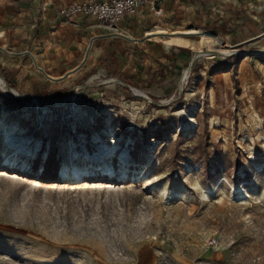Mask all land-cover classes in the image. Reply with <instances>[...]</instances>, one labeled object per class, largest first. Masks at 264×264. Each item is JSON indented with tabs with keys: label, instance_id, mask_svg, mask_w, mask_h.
<instances>
[{
	"label": "rangeland",
	"instance_id": "1",
	"mask_svg": "<svg viewBox=\"0 0 264 264\" xmlns=\"http://www.w3.org/2000/svg\"><path fill=\"white\" fill-rule=\"evenodd\" d=\"M16 2L0 0V80L21 93L0 91V264H264V41L198 43L232 53L199 58L163 95L192 56L171 74L115 58L91 18L83 33L55 16L49 40ZM71 157L85 174L62 175Z\"/></svg>",
	"mask_w": 264,
	"mask_h": 264
},
{
	"label": "crops",
	"instance_id": "2",
	"mask_svg": "<svg viewBox=\"0 0 264 264\" xmlns=\"http://www.w3.org/2000/svg\"><path fill=\"white\" fill-rule=\"evenodd\" d=\"M16 1L17 15L22 13L25 16L28 13L31 20L41 18L38 19L40 23L39 26L36 24V27L38 26V30L43 34H47L48 31L49 40H53L57 34L63 31L54 30L56 28L53 23L55 16L60 18L61 27L65 28L66 31L91 32L90 26H84V22H89L85 21V18H74L71 21H66L60 15L62 7L75 3V1ZM154 1H156V7L162 10L160 17L155 16L148 8H143L140 16L128 17L119 22L118 33L110 32L108 35L99 36V39L103 38L102 40L114 44L115 58L121 59L122 53L125 51L133 52L136 57L149 63L153 68L163 63L165 73L171 74L182 67L194 53L192 47L169 45L171 33L198 32L184 35V39L195 47L202 42V35H209L215 40L224 38L233 45H250L264 41V0ZM3 11L8 13L9 5H6ZM161 32L164 34H157ZM195 38L196 40H194ZM197 39H200V42ZM92 43L93 40L88 45L84 56L85 60L89 56ZM0 50L5 54H12L5 48L0 47ZM25 54L31 57L36 69L44 72L37 65L35 57L30 52H25ZM82 65L83 63L80 66ZM186 69L182 71L181 76L174 85L165 88L166 92L163 95L181 85L182 76L184 77ZM76 70L78 69L76 68L68 75ZM47 75L45 74L46 77L49 76ZM1 77L7 80L6 77Z\"/></svg>",
	"mask_w": 264,
	"mask_h": 264
},
{
	"label": "built area",
	"instance_id": "3",
	"mask_svg": "<svg viewBox=\"0 0 264 264\" xmlns=\"http://www.w3.org/2000/svg\"><path fill=\"white\" fill-rule=\"evenodd\" d=\"M143 8H148L155 16L162 15V10L156 7L154 0H79L62 7L60 15L66 21L91 18L112 33H118L119 22L128 17L140 16ZM220 45L228 46L223 42Z\"/></svg>",
	"mask_w": 264,
	"mask_h": 264
},
{
	"label": "bare ground",
	"instance_id": "4",
	"mask_svg": "<svg viewBox=\"0 0 264 264\" xmlns=\"http://www.w3.org/2000/svg\"><path fill=\"white\" fill-rule=\"evenodd\" d=\"M195 33H198L196 31H192V32H184V33H174L170 35V40L168 42L169 45H177V46H181V47H192L194 48V45L191 44L189 41L185 40L184 39V35L186 34H195ZM157 34H164V33H157ZM155 35V34H153ZM215 42V38H212L210 37L209 35H202V44H207L209 47H211V45ZM232 52L230 51H224V54H222L223 56H226V55H230ZM206 55L208 56H212L211 54L207 53ZM48 76V75H47ZM49 77V76H48ZM2 79V78H1ZM50 79H53L52 77H50ZM4 80V79H2ZM111 82H116V80H113ZM0 91L4 92V93H10L13 98L15 97H20L21 96V93L17 92L16 90H12L10 87H8V84H5L7 82H3L0 80ZM183 83H181L180 86H182ZM133 92H136L138 94L137 91H135V89H132ZM15 94H17L18 96H16ZM141 94V93H140ZM142 95V94H141ZM32 101H40L41 99L38 98V97H33V98H30ZM6 131L4 132L5 133V136H6V142H7V148H9L10 150H12L13 152L15 151V154L19 152H24L26 154H29L31 153V148L28 147V144H25V139H21L19 138V136H17L15 133H14V130H8V129H5ZM97 146L99 147V154H98V158H99V161L100 160H103L101 163L103 164L102 166V169L105 173H111V170L109 167H111V164L109 163V161H105V159H103V155L105 153V151H108L104 148H102V145L100 144H97ZM105 150V151H104ZM15 154L13 155V157H15ZM74 157L76 156H79L78 152H74L73 153ZM129 153L126 151L124 152V154L122 155V161L124 164H131V161H129ZM9 162H14V159L13 160H9ZM107 162V163H105ZM109 165V166H108ZM68 167L62 172V175L65 176V177H71V176H80L81 174H85L84 172H87L86 169H82V168H78L77 167V163L75 161H73V157H71L69 159V164L67 165ZM147 182H149L150 180L149 179H146ZM245 197H248V195H246Z\"/></svg>",
	"mask_w": 264,
	"mask_h": 264
},
{
	"label": "water",
	"instance_id": "5",
	"mask_svg": "<svg viewBox=\"0 0 264 264\" xmlns=\"http://www.w3.org/2000/svg\"><path fill=\"white\" fill-rule=\"evenodd\" d=\"M207 53H210L211 55H214V56H222L221 53L217 52V51H207V50H202V51H199V52H196L192 55L190 61L188 62V65L186 68H188V71H190L191 67L194 65V63L201 57H203L204 55H206ZM228 56V55H227ZM117 83H120L121 85H123L124 87L126 88H129L130 89V86L127 85V84H124L118 80H116ZM83 87V84H78L75 88H81ZM15 98H18V97H15ZM75 181H79L78 179H76ZM82 181V179L80 180Z\"/></svg>",
	"mask_w": 264,
	"mask_h": 264
}]
</instances>
